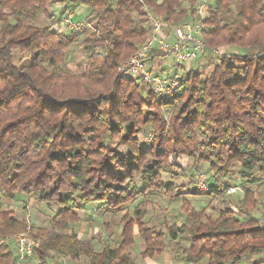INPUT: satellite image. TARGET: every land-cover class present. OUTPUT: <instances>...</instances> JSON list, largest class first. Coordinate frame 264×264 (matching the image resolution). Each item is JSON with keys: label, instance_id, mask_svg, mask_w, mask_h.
Returning a JSON list of instances; mask_svg holds the SVG:
<instances>
[{"label": "trees", "instance_id": "obj_1", "mask_svg": "<svg viewBox=\"0 0 264 264\" xmlns=\"http://www.w3.org/2000/svg\"><path fill=\"white\" fill-rule=\"evenodd\" d=\"M230 1L210 8L202 36L207 46L236 45L238 51L222 52L208 75L190 69L177 93L167 96L150 82L144 92L118 66L150 35L151 28L135 18L147 15L143 6L177 26L194 17L196 0H0L1 238L29 231L40 242L37 264H54L58 255L83 256L87 264H137L130 251L136 237L144 242L142 257L174 245L187 264H235L248 252L264 253L252 187L264 185V0H238V11L222 23L218 10ZM57 3L100 12L86 39L81 74L62 69L78 33L55 28L65 17L53 10ZM44 17L50 24L41 23ZM16 49L25 52L18 62ZM164 54L153 50L150 56ZM146 126L151 140L143 146L138 133ZM181 157L194 166L208 163L217 185L238 165L252 186L244 188L237 208L226 205L217 216L184 197L187 221L151 224L145 219L148 194H226L168 182L165 172L184 169L177 163ZM18 193L57 209L49 227L32 228L5 208L4 197L14 200ZM96 203L134 207L122 216L118 244L97 249L72 229L80 211ZM20 263L12 245L0 244V264ZM251 264H264V254Z\"/></svg>", "mask_w": 264, "mask_h": 264}, {"label": "rangeland", "instance_id": "obj_2", "mask_svg": "<svg viewBox=\"0 0 264 264\" xmlns=\"http://www.w3.org/2000/svg\"><path fill=\"white\" fill-rule=\"evenodd\" d=\"M184 4L189 5L188 0H184ZM57 6V4L53 6V10L57 13V15L60 17H67L68 12L70 11L69 7L71 6V3H65L64 6ZM143 8L145 7L143 6ZM210 8L217 10V0H212V2L207 4L204 18L209 14ZM238 9V0H231L227 8L221 7L218 10V13L220 15V21L222 23H225L226 20H228L233 14L238 11ZM99 14V11H92L91 8L87 7L86 10L82 12L80 18H78L81 23L86 24V26L82 28L72 27L70 24L64 21L65 17L62 18V23H57H60L59 26H61V28L64 26L63 29H65L66 32L75 31L78 33L77 41L71 45V47L66 53L65 61L61 64L64 72L72 74H81V72H83V70L85 69L87 60L85 56L84 46L86 44L87 36L95 30V24L98 20ZM146 16L144 17L135 13V18L139 22L138 25H144L146 27L151 28L152 24H150L149 19ZM41 23L50 24V21L49 19L44 17L42 18ZM260 34L264 35V30L261 29ZM211 47L217 48L219 53L213 54L212 52H207L206 54L195 60V62H193L194 64H192L191 66L192 69L200 70L204 76L208 75L211 72L214 66V62L219 61L218 56L222 52H226V49L227 51L237 52L239 49L236 45H218V47ZM24 54L25 52L19 49L14 50L15 61L18 62L21 56H23ZM157 56L161 55H156L153 58ZM162 56H168L165 61L167 60L172 64L175 63L174 65H171V69H175L177 64L175 62L174 57L171 54ZM25 57L26 58L22 63L28 64L30 61V57ZM128 58L124 62H122L120 66L126 63ZM183 67L185 68V66ZM183 67L179 68L177 66L179 71L176 72H178L180 76L187 75L188 70L186 68L184 69ZM153 71H160L159 65H154ZM172 74H174V72ZM139 82L144 87V92H146L147 83L142 81ZM153 85L155 86V84ZM150 133L151 129L149 126H146L142 129L140 133H138L142 140L143 146L150 142ZM108 142L111 147H116V141L109 139ZM121 149L122 151L124 150V148ZM177 163L182 165L184 169H179L177 171H173V169H170L169 171L165 172L163 176L168 182L178 185L185 184L187 187L195 188L197 187L196 180L198 174L203 173L206 177V183L209 186L208 190H211L214 187H218L221 190L220 192H226V194L224 195L214 193L213 195H206L205 197L202 195L171 196L168 194L166 195L161 193L148 194L146 201L148 213L145 219L148 220L151 224H155L161 227L163 226V220L165 219L169 223H177L178 225L187 221L188 217L182 208V202L184 197L191 199L196 209H205L209 215L217 216L220 209L226 205H231L232 207L237 208L238 200L242 197L244 188L252 186L250 183L244 182V179L239 171L240 168L238 165H235L233 167L232 173L229 178L225 180L219 179L217 185L215 184V181H213V171L208 163L199 166H194V161L190 159V157H181L177 160ZM231 186H234L236 190L231 192L228 191ZM252 187L256 188L257 196H259V204L254 210V216L258 218L260 224L264 225V185L259 186L258 184H255ZM4 203L6 209L15 211L16 215L21 218H24L28 222L29 226L32 228L49 227L51 218L54 212L57 210L55 207L47 206L46 204L38 201L35 196H28L23 193H18L17 197L14 200L4 197ZM133 209L134 207L130 206L129 208H124L123 210H116L114 208L111 209L108 206L101 207L99 206V204L96 203L95 205H92L87 209L80 211L82 218L79 222L72 224V229L76 231L82 238H91L94 241L95 247L97 249H101L108 244L115 245L118 244L121 240L122 216L126 211ZM5 240V238L0 237V244L9 243L10 245H12L15 254H17L16 245L12 241L6 242ZM136 242L137 243H135L134 246L130 249L131 255L137 264H147V258L141 256V252L144 250V242L140 237H136ZM185 244H187V242H185ZM169 247H171L172 250H177L174 245H169ZM263 254L264 253L262 251L255 253L248 252L241 260V262L244 264L246 260L247 262H252L255 259L263 258ZM54 260H56L54 264H87V260L83 256L77 260H72L69 257L58 255V257L56 256V259ZM20 261V264L38 263V259L35 254H33L31 257L29 256L25 259H20ZM226 264L234 263L232 261H227Z\"/></svg>", "mask_w": 264, "mask_h": 264}, {"label": "built area", "instance_id": "obj_3", "mask_svg": "<svg viewBox=\"0 0 264 264\" xmlns=\"http://www.w3.org/2000/svg\"><path fill=\"white\" fill-rule=\"evenodd\" d=\"M212 0H197L194 17L184 24L171 26L164 18L153 13L147 6H144L151 25V32L146 42L133 53L126 63L120 66L127 76L139 81L155 84L160 95L172 96L180 86V74H158L152 69L151 51L157 50L164 55L171 54L178 65H186L197 60L207 52L219 53L217 48L207 46L203 39V32L206 24L203 22L206 6ZM73 12L70 10L64 21L74 28L85 27L86 24L73 20ZM172 88V89H170ZM197 187L201 190H208L206 177L203 173L197 176ZM231 186L228 191H235ZM6 242L12 241L17 247V255L20 259L31 257L35 248L40 242L32 237L29 232L18 233L5 238Z\"/></svg>", "mask_w": 264, "mask_h": 264}, {"label": "crops", "instance_id": "obj_4", "mask_svg": "<svg viewBox=\"0 0 264 264\" xmlns=\"http://www.w3.org/2000/svg\"><path fill=\"white\" fill-rule=\"evenodd\" d=\"M57 5H58L57 7H59L61 5L64 6L65 3H57ZM69 8H70V10H72V12H74L73 13L74 14L73 20L80 22L78 18H80L82 12H84L87 7L85 5H80V6H78L75 9H72L71 6ZM59 24H56L55 28H61V26H59ZM63 27L61 28V30L63 29ZM167 58H168V56H164L163 57L162 55L153 58L152 59V63H151L152 64V69H154V65L155 66L159 65V70L160 71H155V72H157L158 74H172L173 72L174 73H178V72H176V71H179L177 66L179 68L185 66V68L189 71L190 69H192L191 66H192V64H194L193 62H195V61H193L191 63H187L186 65H178L176 63L177 66L176 67L174 66L175 69H171V65H174L175 63L172 64V63H170L167 60L165 61V59H167ZM146 258H147V262H148L147 264H187L184 261L183 254L181 252H179L178 250H172L171 247L167 248L161 254H157L154 257H146ZM201 264H208V261H204ZM238 264H243V263L240 261V262H238ZM244 264H251V262H247V260H246V262Z\"/></svg>", "mask_w": 264, "mask_h": 264}]
</instances>
